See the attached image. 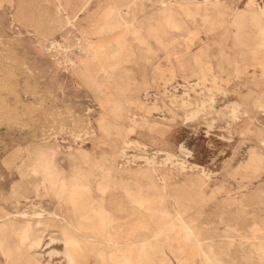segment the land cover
Wrapping results in <instances>:
<instances>
[{"label":"rangeland","instance_id":"obj_1","mask_svg":"<svg viewBox=\"0 0 264 264\" xmlns=\"http://www.w3.org/2000/svg\"><path fill=\"white\" fill-rule=\"evenodd\" d=\"M0 264H264V0H0Z\"/></svg>","mask_w":264,"mask_h":264},{"label":"bare ground","instance_id":"obj_2","mask_svg":"<svg viewBox=\"0 0 264 264\" xmlns=\"http://www.w3.org/2000/svg\"><path fill=\"white\" fill-rule=\"evenodd\" d=\"M185 1V0H184ZM119 13V12H118ZM128 21V20H127ZM63 188V187H62ZM64 189V188H63ZM35 244V243H34Z\"/></svg>","mask_w":264,"mask_h":264}]
</instances>
